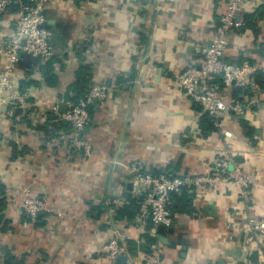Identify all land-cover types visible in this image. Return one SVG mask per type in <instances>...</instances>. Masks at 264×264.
Segmentation results:
<instances>
[{"label":"crops","instance_id":"0c3cea01","mask_svg":"<svg viewBox=\"0 0 264 264\" xmlns=\"http://www.w3.org/2000/svg\"><path fill=\"white\" fill-rule=\"evenodd\" d=\"M227 5L228 0H52L46 5L58 83L46 84L41 71L46 60L23 52L14 85L0 91V185L6 198L0 264L7 255L19 264H111L104 245L114 238L126 264L138 261L146 251V227L137 216L119 220L106 205L129 195L140 203L142 188L133 184L129 166L141 162L149 172L194 180L210 173L220 153L249 179V202L237 187L192 186L186 191L191 211L175 214L172 227L158 238L162 264H264V239L251 244L244 233L249 217H264V90L244 115H226L205 134L200 123L207 112L167 88L212 40ZM263 15L264 0H243L240 16L254 18L257 31L245 25L231 34L227 61L264 66ZM15 27L16 12L10 10L0 18V49ZM81 65L90 66L94 84L110 87L108 98L89 112V159L76 151L68 155L61 136L36 129L65 100ZM4 68L0 59V73ZM21 83L30 84L23 90ZM16 94L29 95L18 116L17 109L11 115ZM247 97L252 98L246 89L238 96L240 102ZM26 187L53 212L38 220L29 217L22 209ZM254 252L259 263L250 259Z\"/></svg>","mask_w":264,"mask_h":264},{"label":"built area","instance_id":"2783aa9c","mask_svg":"<svg viewBox=\"0 0 264 264\" xmlns=\"http://www.w3.org/2000/svg\"><path fill=\"white\" fill-rule=\"evenodd\" d=\"M52 0H0V18L12 8L16 10L15 33L6 45L0 49V59L4 62V70L0 73V91H7L14 85L13 73L21 61L22 53L29 56L50 60L55 56L51 45V31L47 27L44 15L46 5ZM99 1V0H85ZM243 0H228L227 10L219 18V23L213 30L212 40L204 45L197 58L186 62L184 69L170 82L168 89H175L184 93L193 103L199 105L203 112H207L217 123L226 115H244L256 103L255 96L262 94L256 73L264 71V66L252 65L249 62L232 63L225 59L230 46V36L240 32L246 25L240 18ZM261 41L264 42V20ZM239 86L250 92L252 98L245 101H233L230 90ZM110 87L107 84H93L92 88L83 99L77 103H68V111L59 115L57 107L52 113L59 120L70 125V133H64L60 138L67 144V153L79 152L84 159L92 157L93 146L86 137L85 130L90 121L88 106L100 103L108 98ZM28 94H16L12 100L14 109L25 107ZM233 168V169H231ZM129 174L135 186L142 188L140 209L137 221L146 227V235L155 239L152 251H144L138 261L127 260V264H162V255L159 246L157 230L163 226L166 229L174 223L173 197L180 196L193 187L217 188L220 184L224 187H237L240 197L247 204L251 198L250 181L242 175L240 166L231 158L223 154L214 157L210 173L197 179L172 175L168 172L154 174L149 172L144 164L135 162L129 166ZM24 196L22 209L36 219L40 214L52 213L53 210L38 196H32L29 188L21 189ZM128 204L125 198H115L106 202L112 207V213L117 208ZM112 213L109 214L112 216ZM61 216L60 211H56ZM245 241L259 244L264 239V217L251 216L245 227ZM106 257L111 264H116L118 257L125 254L120 248L119 240L114 238L104 245Z\"/></svg>","mask_w":264,"mask_h":264},{"label":"trees","instance_id":"16d2710c","mask_svg":"<svg viewBox=\"0 0 264 264\" xmlns=\"http://www.w3.org/2000/svg\"><path fill=\"white\" fill-rule=\"evenodd\" d=\"M22 1L28 2L29 0H22ZM11 11L16 12L15 8H12ZM240 18L243 20L246 26H250V28L254 29V31H257L255 28L256 26L253 24V21H255L254 18H252L251 16H240ZM260 18L264 19V15ZM54 57L48 60L41 69L42 74L45 78V82L50 87H54L58 83V76L55 74L53 66L55 62H59V61H57L56 58ZM248 62L254 65L253 62L251 61ZM256 81L258 82L260 88L264 90V71H258L256 73ZM29 84L21 83V85L23 86L22 87L23 90L25 87H28ZM93 84L94 83L92 82V72L90 66L81 65L76 71V78L74 83L68 87V90L65 94V100L71 103H77L80 99L82 98L84 99L86 97V95L92 88ZM242 90L244 91L242 87L233 86L232 88L233 94H231V99L233 101H241V99L238 98V96L240 95V93L243 92ZM198 110L199 111L202 110L200 106L198 107ZM19 114H21V109L18 108L17 110H15V115L18 116ZM58 118L59 117L56 116L55 114L49 113L46 117V122L42 125H38L36 129L38 131L44 132L45 135L51 137H58V138L62 136V134L64 135V133H70L71 131L70 125L66 122L59 120ZM214 124H215V120L212 117H210L208 114L202 113L200 128L202 131L205 132V134H209L210 132H213L216 129ZM16 149L17 146L13 145V150L16 151ZM162 172L165 171L159 170V171H154L152 173L159 174ZM186 194L187 192L185 191L182 195L173 197L174 201H173L172 211L174 215L177 213L191 211V205H190L191 200L188 199V195ZM127 201H128L127 205L116 209V215L119 220L125 218L133 219L137 216L139 212L140 203L136 197L129 195L127 197ZM5 208H6L5 187L3 185H0V223L4 222L3 212ZM41 215L43 214H40L37 217V220L40 219ZM144 240L146 242V251L151 252L152 246L155 243V239L145 234ZM250 259L253 263H259V254L257 252L252 253ZM5 264H19V262L11 255H7L5 258Z\"/></svg>","mask_w":264,"mask_h":264},{"label":"water","instance_id":"95a60500","mask_svg":"<svg viewBox=\"0 0 264 264\" xmlns=\"http://www.w3.org/2000/svg\"><path fill=\"white\" fill-rule=\"evenodd\" d=\"M93 104H90L88 106V111L90 112L92 109ZM68 111V103H66L65 101H61L58 103V107H57V113L59 115L65 114ZM208 114V113H207ZM130 189H132V183H130L129 185ZM167 229L163 226L159 227L157 230V233L159 235V238L162 240L163 239V234L165 233ZM116 264H126V259L120 257L118 259V262Z\"/></svg>","mask_w":264,"mask_h":264}]
</instances>
